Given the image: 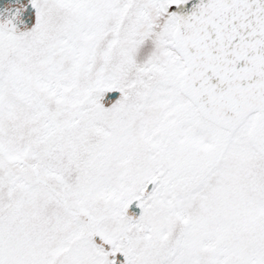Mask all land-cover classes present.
<instances>
[{
    "label": "snow or ice",
    "instance_id": "1",
    "mask_svg": "<svg viewBox=\"0 0 264 264\" xmlns=\"http://www.w3.org/2000/svg\"><path fill=\"white\" fill-rule=\"evenodd\" d=\"M0 264H264V0H0Z\"/></svg>",
    "mask_w": 264,
    "mask_h": 264
}]
</instances>
